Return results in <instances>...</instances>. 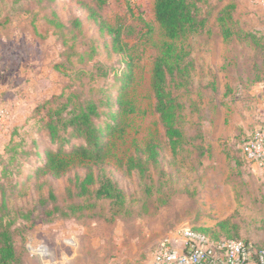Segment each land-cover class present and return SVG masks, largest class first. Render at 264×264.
<instances>
[{
    "label": "rangeland",
    "instance_id": "rangeland-1",
    "mask_svg": "<svg viewBox=\"0 0 264 264\" xmlns=\"http://www.w3.org/2000/svg\"><path fill=\"white\" fill-rule=\"evenodd\" d=\"M261 1L203 0L205 30L172 41L155 19V0H0V224L11 225L15 264H151L180 229L212 233L223 223L263 243L264 170L244 153L264 129V22L254 17ZM233 4L227 39L219 18ZM108 27L119 30L118 46ZM164 43L183 49L190 70L185 86L170 83L182 105L176 148L151 87ZM100 89L110 96L99 124L111 157L54 176L48 154L59 145L45 127L48 108L74 94L97 98ZM121 98L134 113H120ZM81 144L73 137L64 150ZM151 144L157 160L143 153ZM131 155L143 157L142 169L127 170ZM89 173L96 179L81 195L77 180ZM104 174L121 202L96 196Z\"/></svg>",
    "mask_w": 264,
    "mask_h": 264
},
{
    "label": "trees",
    "instance_id": "trees-1",
    "mask_svg": "<svg viewBox=\"0 0 264 264\" xmlns=\"http://www.w3.org/2000/svg\"><path fill=\"white\" fill-rule=\"evenodd\" d=\"M201 1L203 0H155V19L168 39L178 41L188 35H195L205 30L208 17L201 13L202 8L199 6ZM234 7L235 4L226 7L219 18L223 34L227 39L231 36V30L226 26V21L227 19L232 20L234 13L232 14L231 11ZM101 24L104 29V22ZM107 29L109 34L114 35L113 45L118 46L121 43L119 30L113 27ZM179 50L172 43H164L154 61L151 77V87L156 100L155 112L159 115L174 148L181 143L182 138V132L177 125L178 112L182 105L173 96L170 83L173 82L175 88L185 86L189 80L190 71L187 66L183 65L186 54H183L182 48L181 51ZM115 51L118 53L126 52L122 46H119ZM124 56H126L125 53ZM109 69L102 66L99 72L101 77H106ZM126 78L128 79V77ZM107 94V91L100 89L97 92V98L89 97L83 102L79 101V96L74 94L69 96L63 105L48 108L45 114V127L49 132L50 140L59 145L56 152L48 154L46 168L54 176H62L70 167L76 164L103 165L111 157V143L109 141L105 143V133L99 124L101 117L105 114L102 109L110 105V96ZM58 99V97L55 98V100ZM54 102L53 100L46 101L42 108H46ZM129 103V99L121 98L118 100L120 113L123 115L134 113V108L130 107ZM128 107L130 110H128ZM110 126L116 129L117 124ZM73 137L81 139L82 144L70 151H65V144L70 143ZM106 146L107 149H105ZM143 153H148V159L157 160V147L155 145H149ZM142 158L141 156H129L125 163L127 170L132 172L137 168L142 169L144 167L141 163V161L143 162ZM143 172L141 170V173ZM97 178L100 184L96 193L98 198L116 199L118 202L123 200L121 192L115 188L112 179L105 174L102 177L99 175ZM95 179V175L89 173L81 182L77 180L81 195L88 192V186ZM5 207L6 201L3 194V197H0V209L2 210ZM10 226L0 224V264H15L18 261ZM197 231L213 240L235 239L253 243L258 250H264V247L245 238L239 227L234 223H223L219 229L214 230L212 233L205 230Z\"/></svg>",
    "mask_w": 264,
    "mask_h": 264
},
{
    "label": "built area",
    "instance_id": "built-area-1",
    "mask_svg": "<svg viewBox=\"0 0 264 264\" xmlns=\"http://www.w3.org/2000/svg\"><path fill=\"white\" fill-rule=\"evenodd\" d=\"M248 162L264 170V129L248 139ZM151 264H264V250L235 239L213 240L190 227L180 229L173 242H163Z\"/></svg>",
    "mask_w": 264,
    "mask_h": 264
},
{
    "label": "crops",
    "instance_id": "crops-1",
    "mask_svg": "<svg viewBox=\"0 0 264 264\" xmlns=\"http://www.w3.org/2000/svg\"><path fill=\"white\" fill-rule=\"evenodd\" d=\"M252 7V6H251ZM257 10L255 11V13L257 14H254L256 16H254L260 23L264 22V0L261 1V3L259 5H257ZM251 240V239H249ZM252 242L254 243H257L256 241L254 240H251ZM260 241H263L262 242H258L260 245H263L264 246V237L260 240ZM257 243V244H258Z\"/></svg>",
    "mask_w": 264,
    "mask_h": 264
}]
</instances>
